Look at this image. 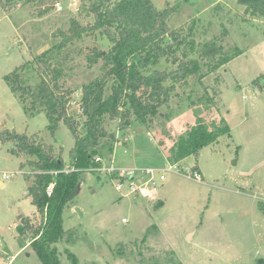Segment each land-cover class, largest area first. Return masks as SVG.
I'll use <instances>...</instances> for the list:
<instances>
[{
	"label": "rangeland",
	"instance_id": "1",
	"mask_svg": "<svg viewBox=\"0 0 264 264\" xmlns=\"http://www.w3.org/2000/svg\"><path fill=\"white\" fill-rule=\"evenodd\" d=\"M57 1L61 12L46 1L19 3L6 15L0 10V131L8 129L51 145L56 154L61 151L68 169L74 144L70 131L61 123L51 136L45 115L28 118L3 80L59 42V30L69 32L80 0ZM150 1L157 9L172 8L168 25L181 28L182 35L193 41L194 57L209 42L221 45L226 54L236 47L242 51L217 74L204 77L203 86L192 80L187 88L198 94L205 88L210 95L217 91L218 114L227 122L230 138L222 137L203 147L196 158L172 166L166 153L176 137L197 117L203 115L210 122L215 113L179 107L173 99L169 109L160 110L150 132L136 121L119 131L118 121L106 118L104 126L116 133L118 142L112 152L99 156L100 170L83 173L76 195L64 209L62 226L73 236L71 243L55 244L59 260L67 263L68 250L78 264H264V87L253 84L260 76L259 84L264 85V18L243 19L244 8L237 0ZM92 46L107 50L109 42L83 37L61 53L67 88L76 90L101 73L100 63L86 67L84 55ZM74 99L68 105L70 115L81 113ZM9 148L0 143V264H42L30 247V236L16 233L19 216L37 226L41 220L27 195L33 173L27 164L34 159L15 157ZM111 163L115 169L133 170L139 180L146 168L161 171L162 207L155 209L160 200L149 202L123 189L116 191L117 173L101 170ZM195 166L197 179L191 176Z\"/></svg>",
	"mask_w": 264,
	"mask_h": 264
},
{
	"label": "trees",
	"instance_id": "2",
	"mask_svg": "<svg viewBox=\"0 0 264 264\" xmlns=\"http://www.w3.org/2000/svg\"><path fill=\"white\" fill-rule=\"evenodd\" d=\"M37 1L54 4L57 0H0V10L6 15L19 3ZM237 3L244 8L243 19L264 18V0H237ZM172 13V8L157 9L150 0H80L78 17L70 20L69 32L59 30V42L3 77L28 118L43 113L48 122L46 131L51 136L62 123L74 140L66 169L61 151L56 154L51 145L8 129L0 131V143L10 144L11 155L34 159L27 164L33 171L27 195L41 220L37 226L19 216L16 233L30 236V247L42 264H78L68 250H65L67 263H62L55 244L72 242L73 234L62 226V214L76 195L83 173L91 168L98 171L100 163L95 158L106 150L112 152L118 142L116 133L105 128L106 118L118 121L119 131L136 121L150 132L160 110L169 109L173 99H177L179 107L187 105L201 108V113H215L210 122L203 115L197 117L192 126L176 137L166 153L172 166L188 157L196 158L203 147L217 144L222 137L230 138L229 126L218 114V102L214 99L217 91L210 95L205 88L198 94L187 88L192 80L203 86L200 82L204 77L217 74L242 51L236 47L226 54L221 45L209 42L194 57L193 41L182 35L181 28L169 27ZM79 19L86 22L82 24ZM224 35L222 32L218 41ZM83 37L95 41L107 39L109 47L87 48L86 67L92 69L100 63L101 73L71 90L63 82L61 53ZM163 65L170 68L162 69ZM259 80L260 76L253 84L263 88ZM76 92L80 93L77 103L81 113L70 115L68 105ZM192 170L198 173L196 166ZM50 184L53 187L48 195L46 189ZM162 205L160 200L155 209ZM152 228L157 230L156 226Z\"/></svg>",
	"mask_w": 264,
	"mask_h": 264
},
{
	"label": "built area",
	"instance_id": "3",
	"mask_svg": "<svg viewBox=\"0 0 264 264\" xmlns=\"http://www.w3.org/2000/svg\"><path fill=\"white\" fill-rule=\"evenodd\" d=\"M54 8L57 12H61L63 10L59 1L54 3ZM77 99L78 96L73 100L74 103H77ZM94 161L96 163H100L101 157H96ZM112 164L113 163H111V165H109L107 168L101 170L105 171L107 174H111L112 172L117 173V177L114 178L117 180V184L115 185L116 191L120 192L123 189L125 194L132 195L134 197H140L149 202H157L161 200L160 186L165 180V176L161 173V171L152 168H146L142 171V176L144 179L139 180L133 170L115 169ZM191 176L197 179L199 175L197 172L193 171ZM3 178L8 180L10 179V176L3 174ZM123 184H125L124 187H122ZM52 187V184L47 187L46 192L48 195L51 194Z\"/></svg>",
	"mask_w": 264,
	"mask_h": 264
},
{
	"label": "crops",
	"instance_id": "4",
	"mask_svg": "<svg viewBox=\"0 0 264 264\" xmlns=\"http://www.w3.org/2000/svg\"><path fill=\"white\" fill-rule=\"evenodd\" d=\"M199 171V170H198ZM0 185H3V182L2 181H0Z\"/></svg>",
	"mask_w": 264,
	"mask_h": 264
},
{
	"label": "water",
	"instance_id": "5",
	"mask_svg": "<svg viewBox=\"0 0 264 264\" xmlns=\"http://www.w3.org/2000/svg\"><path fill=\"white\" fill-rule=\"evenodd\" d=\"M9 126H12L11 124ZM9 128V127H8Z\"/></svg>",
	"mask_w": 264,
	"mask_h": 264
}]
</instances>
